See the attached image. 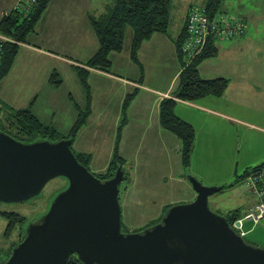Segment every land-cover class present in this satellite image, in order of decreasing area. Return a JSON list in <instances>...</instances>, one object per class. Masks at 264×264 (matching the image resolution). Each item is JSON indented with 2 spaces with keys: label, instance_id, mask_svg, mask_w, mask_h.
Returning a JSON list of instances; mask_svg holds the SVG:
<instances>
[{
  "label": "rangeland",
  "instance_id": "obj_1",
  "mask_svg": "<svg viewBox=\"0 0 264 264\" xmlns=\"http://www.w3.org/2000/svg\"><path fill=\"white\" fill-rule=\"evenodd\" d=\"M184 1L185 0H174V7L178 10L177 12H173L174 15L171 16L173 8L171 7L170 16L172 19H170L169 22L168 32L173 31V25L175 21L178 20V15H180L183 4L194 1L202 2L200 4L203 5H192L189 12L193 7H204L208 9L207 3H204L206 0ZM101 2L106 3L107 0H100V3ZM172 2L173 0L171 1V5ZM51 3L52 0L49 3L50 6ZM76 4L77 6L74 11L80 14L86 7H84L83 4ZM220 5L215 15H226L227 13L228 15L234 16L236 20H244L247 27L249 25L250 28H252L250 31L248 27L247 33L248 31L252 32V30L256 33L257 30H259V34H261L260 37H258L259 39L252 37L253 39L243 46L244 52L242 53L246 55V63L249 66H256L258 63L257 59H260L257 54L260 53L259 50H264V0H222ZM59 7L60 0H57L56 3L50 7V13L48 14V19H53L51 22L52 26L49 27V34L53 35V37L61 36L60 30L55 24ZM101 7L103 10V6ZM75 16L76 15H73L72 21ZM70 17L71 16H68L67 20L70 19ZM187 20L184 26V33L187 32ZM72 21L67 25H78V22ZM171 22H173L172 26ZM62 25L63 24H61V27ZM125 32L126 37L123 51L113 52V54H111L112 56L114 55V65L111 73H116L120 75V77L134 80L137 84L127 88V85H124L125 87L123 86L122 80L111 79L103 74L90 75L89 80L90 83L93 84V86L92 84L90 85L91 88L89 90L91 94L92 111L86 110L88 109V102H80V96L82 97L84 95V91L77 81L78 75L75 73L74 67L69 64H64L59 60H52V64H50L47 58L41 56L39 52L36 51L35 53L33 50L29 52L30 49H25L23 46L17 58L18 67H23L30 72V75L25 77V79L26 82H30L32 85H23L21 83L22 81L18 82L20 78L18 76L21 74V71L16 70L15 86H8V83H0V94L5 97L7 103H14L12 109L20 110L22 109L20 106H25L26 103H28L27 99L29 96L37 91V93L34 94L35 97L39 95L38 100L34 109H32V107L31 109L43 122L50 123L56 127L60 132L58 133L59 135H69L73 123H76L80 118L82 120L86 118V121L81 125L80 130L75 136L72 147L73 150L79 154L82 152L89 153L92 160L89 170L93 173H106V170L110 166V162L114 161L118 153L124 157L128 153L131 154L129 157L126 156L127 160L123 166V171L126 172L127 176L120 185L119 194L120 205H122V232L132 233L143 232L145 229L153 228L156 224L162 222L163 218L166 216V212L171 207L177 204H188L195 198H191L192 196L188 195L190 191H184L181 185L177 184L168 174L164 173L160 175V172L156 169V163L163 164V169L167 165L171 168V165L179 161L180 155L182 156V151L180 154V151L174 147L175 144H172L169 140H166L168 146L166 156L163 155L157 158L152 156L147 160H142L147 161V163L141 165L142 161H140V159L145 156L139 155V152L146 150L152 145H143L141 139L144 136L146 124H149V122L153 120L154 114H156V118H158L157 115L159 111L157 101L153 98H149V102H147L146 98L142 97L144 96L142 93V96L139 97V86L137 85L144 80L143 84L147 83V85L157 86L151 81V76L154 77V79L158 77L160 79V74H164L169 77V79L172 78V74L175 72L176 60L171 52H164L162 56L151 58L152 53H150V50L147 48V51L144 53V60H142V57L138 54L139 62H137V60L135 61L130 50L133 44L134 32H132L130 27H127ZM183 38L181 44H178L179 53L181 51L180 48L183 43ZM31 41V39L28 40L29 43H31ZM219 43H221L220 47L222 49L224 42ZM32 44L38 45L34 39ZM230 48H233V46L228 44L226 49ZM61 52L64 53V51ZM235 52H239V50L236 49ZM223 53H221L220 56L222 58L218 57L215 61L219 63L216 69H210L208 65L204 66L202 72L203 78L220 70L224 66V61L230 60L228 55ZM180 55L183 57L182 53H180ZM219 59H221V61ZM253 66V70L256 71V68ZM51 72L58 73L57 78H61L63 83L59 86L51 84L47 79ZM219 72L220 74H217L216 77L223 75L227 78L231 77L229 73H226L225 68ZM234 79L236 82L238 81L237 78ZM71 92L74 93L77 104L80 103V105L78 104L79 107L76 102L74 103L72 101L70 97ZM133 95L135 96L133 97ZM129 96H132L133 99H128ZM207 98H211L210 100L214 102V106L208 104L210 107L214 108H216L221 101L222 103L224 102V98L217 99L218 97L213 95ZM146 107L147 110L145 109ZM176 110L177 107H175L174 110L177 114L178 112ZM244 112H237L234 114L229 111L227 113L234 117H239L240 120H244L243 122L245 123L237 120H229L228 122L221 118L215 119V115L204 113L199 119H201L200 121L207 128L208 137H211L212 144L215 145L213 148L221 146H223V148L222 150H217L219 152H214L213 154L209 153L207 156L194 157L191 168H189V165L184 171L189 183L191 182L189 178L193 177L200 180L205 186H214V184L211 183H209L211 186L207 185L210 179L209 181L199 179L201 174L196 175L195 172L211 173L212 170H217L219 172L221 171V176L218 178L222 182L216 181V187L230 184L234 185L231 188H224L223 191L212 195L209 199L211 210L223 216L234 212L236 209L240 210L242 212L241 214L247 212L254 198L252 193L248 190L246 182H244V177L242 176L246 170L264 164V134L258 133V131L252 127L259 124L264 125V122L260 120L264 119V114L253 117V115ZM81 114H83L84 117ZM0 116L4 119V127L8 129V123L6 121L8 117L11 116L10 113H7V110H3ZM255 117H259L260 119ZM213 121H216L218 124L215 128H213L212 125ZM243 125L256 131L253 132L248 130V128ZM197 136H199V133ZM36 138L39 139L41 137ZM157 168H160V166L158 165ZM193 170H195V172H193ZM176 172H178V169H175V173ZM208 176H210V174ZM190 186L191 192L194 191L192 182ZM68 187V179L60 176L51 180L38 196L27 201L15 203L0 201V260L6 262L11 258L13 251L27 238L28 227L31 224L39 223L41 218L50 211L52 202ZM194 194L197 196L196 191H194ZM167 205H169V207ZM245 223L246 231L249 230L246 240H249L250 244L252 243L254 246H261L264 248V221L261 220L259 224H256L251 220H247ZM71 256L72 259L79 260L77 254Z\"/></svg>",
  "mask_w": 264,
  "mask_h": 264
},
{
  "label": "water",
  "instance_id": "obj_2",
  "mask_svg": "<svg viewBox=\"0 0 264 264\" xmlns=\"http://www.w3.org/2000/svg\"><path fill=\"white\" fill-rule=\"evenodd\" d=\"M72 143L22 142L0 130L1 202L27 201L60 176L69 185L4 264H67L73 254L81 264H264V248L247 243L225 215L211 210L210 197L225 186L193 177L195 200L171 207L153 228L122 232L125 171L120 166L103 181L78 161Z\"/></svg>",
  "mask_w": 264,
  "mask_h": 264
},
{
  "label": "crops",
  "instance_id": "obj_3",
  "mask_svg": "<svg viewBox=\"0 0 264 264\" xmlns=\"http://www.w3.org/2000/svg\"><path fill=\"white\" fill-rule=\"evenodd\" d=\"M56 1L57 0H52L51 6L50 4H48L46 9L43 11L42 16L40 17L39 21L36 23L37 25L35 29L27 35L25 42H22V41L20 42L19 48L21 50L19 49V52L15 58V62L10 68L9 73L5 75L2 79H0V83H3V84L8 83V86L10 85L15 86L16 84L15 73H16V70H20L21 74L18 76L20 77L18 79V82L22 81L21 83L23 85H32L30 82H26V79H25V77L30 75V72H28L23 67L21 68L18 67L17 58L20 55V52L22 51V48H21L22 46L25 47V49H30L29 52H32V50L35 53L36 51L39 52L41 56H44L47 58L50 64H52V60L53 61L59 60L63 62L64 64L71 65L72 67H74L75 73L77 75H78V69L76 67L81 66V67L86 68L85 64L90 60V58L93 57L95 53L98 52L101 44L99 43L98 36L93 29L91 18L92 17L99 18L102 15L108 13L115 0H107L106 3H102V2L100 3V0H60V7L58 10V16H57V20L55 21V24L57 25V28L60 30L61 36L53 37V35L49 34V27L52 26L51 22L53 21V19H48V14L50 13V7H52L56 3ZM184 2H187V0H185ZM76 3H79L80 5L83 4V6L86 7L84 10H82L80 14H78L77 11H74L77 6ZM200 3L202 2L194 1V2H189V3L187 2L183 4L180 10L181 11L180 15H178V20L175 21V24L173 25L174 27L173 31H170L168 33L158 32V34H155L152 37L145 40L144 42H142L143 44L138 51L139 52L138 54L140 55V57H142V60H144L143 57H144L145 51H147L146 50L147 48L150 50V53H152L151 58H155L156 56H162L164 52H171L176 60L175 72H173L172 78L169 79V77L165 76L164 74H160V79L159 77L157 79L156 78L154 79V77L151 76V81L155 83L157 86L147 85V83L143 84L144 80H142V83H139L137 85L139 86L138 88L139 89L138 93H140L139 97L144 95L142 97L146 98L147 102H149V98H153L155 101H157V106H158V111H159L157 115L158 118H156V114H154L153 120L150 121L149 124H146L147 126L145 127V132L143 134L144 136L141 139V143L143 145L145 144H149V145L152 144V145L151 147H148L146 150L139 152V155L145 156V157H142L140 161L147 160L152 156L156 158L159 156H163V155L166 156L167 147H168L166 140H169L170 142H172V144H175L174 147H176L180 151V154H181V151L183 148L181 139L179 138L177 134L175 133L173 134L172 132L164 128L163 124L160 122V114H161L160 106L164 98H171L174 92H176L177 89L179 88L178 86H179L180 74L182 73L185 64H184V60L182 59L180 53L178 52V44L180 43L179 40L185 37L186 32L184 33V30H185L184 26L187 20L186 18L187 14L189 10L191 9V6L192 5H203ZM19 6H20L19 0H0V25L2 24L3 20L7 16H10L14 12L20 10ZM101 6H103V10ZM171 7H173L172 14H171V16H173L174 15L173 12H177L178 10L176 7H174V0L172 2ZM66 8H69V9H66ZM73 15H76L73 21L78 22L77 26L75 24L67 25L68 23L72 21ZM68 16H71V17L70 19L67 20ZM173 22H171V26ZM61 24H63L62 27H61ZM248 27L250 28L249 25ZM251 29L252 28H250V31ZM250 31H248L247 33V30H246L244 35L240 36L239 38L228 39V40H216L215 47L217 48V51H218L217 55L206 57L204 60L200 62V65L198 67L199 73L203 77L202 72L204 70V66L208 65L210 69L212 68L216 69L219 63H216L215 61L217 60L218 57L222 58L220 57L221 53L224 52L223 54L226 53L228 55L230 60L224 61L223 63L224 66L220 70H223L225 68L226 73H229L231 77L227 78V77H224V75L218 76V77L226 78L229 81V84H228L229 86L227 90L221 96H218L217 98V99L224 98L223 99L224 102L222 103L221 101L217 106L215 105L216 108L210 107L209 105L214 106V102L210 100L211 98H207V97H211L207 95V97L202 98L200 100H196V102L178 100V103L175 106L177 107L176 111L178 112L177 114L179 115V117L183 121H186L192 124V126L196 130L194 149L191 154L192 157H191V164L189 168H191L192 166L194 157L198 158L199 156H207L209 153L213 154L214 152H219L217 150H222L223 148V146L213 148L215 145L212 144L211 137H208L207 128L202 124V122L200 121L201 119H199L204 113L205 114L211 113L212 115H215V119L221 118L228 122L229 120H234V121L237 120L242 123H245L243 122L244 120L242 121L240 120L239 117L237 116L234 117L233 115L227 112L230 111L235 114L237 112L242 113L245 111L244 113L251 114L253 115V117L259 116V114H264V50L263 51L259 50L260 53L257 55L260 59L259 60L257 59L258 63L256 66L252 65L253 67L256 68V71L253 70L252 66H249L246 63L247 57L245 58L246 55L242 54L244 52L243 46L248 41H251L253 39L252 37L258 38L261 35L259 34V30H257L256 33L253 30L252 32ZM29 39H31L32 41L33 39L36 40V43L38 45L32 44V41L31 43H29L28 42ZM219 42H224V46L222 49L220 47L221 43ZM228 44L232 45L233 48L226 49ZM236 49L239 50V52H235ZM61 51H64V53ZM113 52L114 51H112L111 54H113ZM111 54L109 56L112 61L111 71H113L114 55L112 56ZM219 60L221 61V59ZM220 70L215 71L214 73H212V75H208L204 79H218L216 75L220 74L219 72ZM111 71L107 73L105 71H100L98 69L90 68L88 80L90 79V75H102L103 74L111 79L122 80L121 82L123 83V86L127 85L128 86L127 88L131 87V85L133 86L134 84H137L134 80L120 77V75L116 73H111ZM53 74L54 73L51 72L50 76H48L47 78L51 84H54L51 81V77ZM234 78H237L238 81L236 82ZM77 81L84 91V95L82 97L80 96V102L81 101H84L86 103L88 102L87 103L88 109L86 110L92 111L91 94L89 91L91 88L90 85L92 83H90V80L88 81L89 88L87 89L84 83L82 82V80H80L79 75H78ZM34 93H37V91H35ZM34 93H32L31 96H29V98L27 99L28 103H26L25 106L24 105L20 106L22 107V109L29 108V107H32V109H34V106L39 96L38 95L35 97ZM70 97L72 101L74 103L76 102L77 104V100L73 92L70 93ZM0 100H1L0 102L1 105L3 104L6 106H9L10 108L14 104L13 102H11V104L7 103L5 97L1 94H0ZM78 104L80 105V103ZM220 108L223 109L224 111L221 110ZM145 109L147 110V107ZM81 111H85V110H81ZM36 116L38 117V115ZM255 118L260 119L259 117H255ZM39 119L42 121L40 117ZM260 120L264 122V119H260ZM43 123L45 125L47 124V125L54 127L50 123H47V122L46 123L43 122ZM74 124L75 123H73V125ZM212 125H213V128H215L216 125L218 124L216 123V121H213ZM243 126H246V125H243ZM254 126L252 127L256 129L258 133L264 134V125L259 124V125H254ZM246 127L248 128V130H251L253 132L256 131V130L249 128L248 126ZM54 128L56 129V127ZM197 131L199 133V136H197L198 134ZM57 132L60 133L58 130ZM61 136L67 137L68 135L67 136L61 135ZM85 154H89V153L85 152ZM126 156L129 157L131 156V154L128 153ZM126 156L124 157L122 155L121 158L126 161L127 160ZM146 163L147 161H142L141 165H145ZM158 165L160 166V168H157ZM156 169L157 171L160 172V175L164 173L168 174L170 178H173L177 182V184L181 185L184 191H190L188 195L192 196L191 198L196 199L197 196L196 194H194V191L191 192V186H190L191 182L189 183V180L187 179L184 173L185 165H184L183 156L180 155L179 161L175 163L174 165H171V168L168 167L167 165L163 169V164L156 163ZM175 169H178V172L175 173ZM193 172H195V170H193ZM195 173L196 175L201 174V176H199L200 177L199 179H202L204 181L205 180L209 181L210 179V182H207L208 183L207 185L209 186H211V184H214L215 186V184H217L216 181H220L218 177L221 176V171L219 172L217 170H212L211 173H200V172L199 173L195 172ZM204 174H207V175H204ZM209 174L210 176H208ZM230 185L234 186L233 184H230ZM230 185H227V186H230ZM253 200L254 201L250 205V207L247 209V212H249L252 206L256 203L255 198ZM167 206L169 207V205ZM239 212L242 213L240 210ZM247 212L244 214H247Z\"/></svg>",
  "mask_w": 264,
  "mask_h": 264
},
{
  "label": "trees",
  "instance_id": "obj_4",
  "mask_svg": "<svg viewBox=\"0 0 264 264\" xmlns=\"http://www.w3.org/2000/svg\"><path fill=\"white\" fill-rule=\"evenodd\" d=\"M40 2L26 13L20 9L12 15L7 16L0 25L1 31L8 37H12L16 42H9L6 46L5 63L0 71V79L9 73L10 68L15 62V58L19 52L20 42H25L27 35L31 33L36 27V23L42 16L51 0H39ZM172 0H115L110 8V11L99 18L92 17L91 22L95 33L98 36L100 49L93 55L92 58L85 64L86 68L77 66L80 80L88 89L89 69L94 68L100 71L109 73L112 69V61L110 54L114 52H122L124 49V40L126 37V29L130 27L134 32L132 41L131 55L133 59L139 62L138 51L142 46V42L152 37L158 32L167 33L170 22ZM222 0H207L208 12L211 18L215 17L216 12L220 8ZM182 38L179 40L181 44ZM204 50V53L194 59L191 65L183 68L179 79V88L172 95L171 98H164L160 106V122L164 128L173 134H177L181 139L183 148L182 156L185 168L189 167L191 162V154L194 149V141L196 137L195 129L189 122L183 121L174 111L178 100L196 102L198 99L213 95L215 97L221 96L228 88L229 81L226 78L218 77V79H204L199 73V65L206 57L217 55V48L215 47L216 40L212 37ZM89 68V69H88ZM58 73H54L51 81L59 86L63 81L57 78ZM135 95H133L134 97ZM128 99H133L129 96ZM131 101V100H130ZM2 110V111H1ZM3 110L10 113L7 119L8 130L6 129L3 118L0 116V130L6 131L13 135L18 141L34 142L36 137L39 139L53 142H58L61 139H72L80 130L81 125L86 121V118H81L73 125L70 134L67 137H62L57 130L45 125L39 117H37L31 107L15 110L6 105L0 104V114ZM83 115V114H81ZM84 117V115H83ZM13 129V130H12ZM73 149V148H72ZM75 152V150H74ZM82 164L90 167L91 156L89 154H79L75 152ZM125 160L118 155L111 162L106 173H96L102 179L107 180L113 177L118 167L124 166ZM126 174V172H125ZM127 176V175H126ZM232 186V185H230ZM228 186V187H230ZM239 210L227 214V219L233 225L235 220L240 216ZM249 242V240H246ZM250 243V242H249ZM252 244V243H251ZM253 245V244H252ZM67 264H80L77 259H72V256L67 261Z\"/></svg>",
  "mask_w": 264,
  "mask_h": 264
},
{
  "label": "built area",
  "instance_id": "obj_5",
  "mask_svg": "<svg viewBox=\"0 0 264 264\" xmlns=\"http://www.w3.org/2000/svg\"><path fill=\"white\" fill-rule=\"evenodd\" d=\"M19 9L26 13L30 12L40 1L39 0H19ZM208 9L201 7H193L188 14L186 24V35L183 39L181 51L184 64L191 65L195 58L204 53L210 38L215 40H228L239 38L244 35L247 25L232 16L221 14L215 15L214 18L209 16ZM9 42H16L12 37H7L0 29V71L2 70L6 54V46ZM1 73V72H0ZM247 188L255 197L256 203L246 216L239 219L241 225L234 224L237 232L246 237L249 230L246 231V221L251 220L259 224L261 220L264 221V164L250 169L245 175Z\"/></svg>",
  "mask_w": 264,
  "mask_h": 264
},
{
  "label": "clouds",
  "instance_id": "obj_6",
  "mask_svg": "<svg viewBox=\"0 0 264 264\" xmlns=\"http://www.w3.org/2000/svg\"><path fill=\"white\" fill-rule=\"evenodd\" d=\"M230 16H232V15H230ZM232 17H233V16H232ZM233 18H235V17H233ZM235 19H236V18H235ZM241 20H242V19H241ZM243 21H244V20H243ZM244 22H245V21H244ZM245 23H246V22H245ZM247 28H248V27H247ZM246 30H247V29H246ZM245 32H246V31H245ZM185 35H186V34H185ZM183 39H184V38H183ZM182 59H183V57H182ZM186 66H187V65L185 64V65H184V68H185ZM72 148H73V147H72ZM258 166H259V165H258ZM121 167H122V166H121ZM122 169H123V168H122ZM249 170H250V169L246 170L245 173H244V175L242 176V177H244V182H246V181H245V178H246L245 175H246V173H247ZM125 176H126V174H125ZM103 181H105V180H103ZM246 185H247V184H246ZM231 187H232V186L228 187L227 185H225V188H231ZM223 190H224V189H223ZM248 190H249V189H248ZM253 197H254V196H253ZM254 198H255V197H254ZM253 206H254V205H253ZM253 206H252V207H253ZM251 209H252V208H251ZM251 209H250V210H251ZM250 210H249V212H250ZM249 212H247V213H249ZM240 214H241V213H240ZM246 215H247V214H241V215L235 220V222L233 223V225L231 224L232 227L235 229L234 224H236V221H239V219H241L242 217H244V216H246ZM225 216L227 217V215H225ZM239 222H240V221H239ZM235 230H236V229H235ZM236 231H237V230H236ZM238 234H239V233H238ZM239 235H240V234H239ZM241 236H242V235H241ZM247 236H248V235H247ZM247 236H246V237H247ZM242 237H243V236H242ZM246 237H244L245 240H246ZM246 242H247V241H246ZM247 243H248V242H247Z\"/></svg>",
  "mask_w": 264,
  "mask_h": 264
},
{
  "label": "flooded vegetation",
  "instance_id": "obj_7",
  "mask_svg": "<svg viewBox=\"0 0 264 264\" xmlns=\"http://www.w3.org/2000/svg\"><path fill=\"white\" fill-rule=\"evenodd\" d=\"M143 231H144V230H143ZM0 263H1V264H4V263H6V262H5V261H3V260H0Z\"/></svg>",
  "mask_w": 264,
  "mask_h": 264
}]
</instances>
